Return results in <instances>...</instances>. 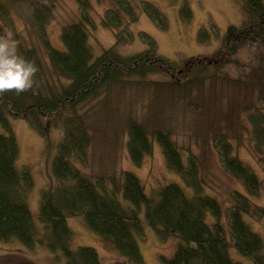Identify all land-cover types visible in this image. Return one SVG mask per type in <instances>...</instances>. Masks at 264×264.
Wrapping results in <instances>:
<instances>
[{
	"label": "trees",
	"instance_id": "16d2710c",
	"mask_svg": "<svg viewBox=\"0 0 264 264\" xmlns=\"http://www.w3.org/2000/svg\"><path fill=\"white\" fill-rule=\"evenodd\" d=\"M238 1L247 13V22L239 27L228 26L212 55L178 63L157 55L153 40L145 33L139 36L148 49L140 53L122 56L115 51L117 44L114 43L92 59L87 29L93 22L87 13L88 0H76L79 19L62 26L59 49L54 48L45 35L50 5L39 0H0V19L9 22L10 13L20 6L31 28L41 32V46L46 54L44 61L35 47L23 46L14 35L19 41V54L35 61L39 71L30 90L0 95L3 130L0 133V240L14 238L28 247L36 242L44 244L62 257L65 264H100L93 248H70L72 231L66 220L81 216L90 231L108 242L120 257L134 264H143L137 245L143 226L155 232L159 239L174 240L173 253L168 258L160 256L163 264H234L231 251L247 259L249 264H264V238L253 231L247 221V218L264 220V204L251 200L264 189V181L233 155L224 133H215L213 138L219 160L244 189V193L237 190L227 193L230 204L209 192V177L202 161L177 147L170 127L161 122L157 126L150 125L152 129L147 132V125L127 119L126 148L137 165L157 144L166 168L176 179L179 176L181 185L170 181L146 194L143 184L130 171L122 172L117 178L92 179L70 162L72 157L83 159L91 142L85 120L78 113L81 106L97 98L107 99L113 88L140 85L152 74L170 76L169 82L157 85L159 88L201 85L205 79L216 82L220 68L241 45H264L263 0ZM135 9L130 0H110L101 17V26L112 31L127 27L137 19ZM138 10L160 29L166 28V20L154 4L143 1ZM114 37L117 43H124L133 36L126 31L125 35L114 33ZM208 69L213 73L205 76ZM225 79L221 76V80ZM60 116L64 117L60 121L63 138L55 147L51 163L55 183L43 188L39 197L37 220L45 230L40 234L26 203L32 176L26 167L16 166L19 148L8 118L26 120L34 131L45 137L44 121L58 123ZM254 123L257 136L261 131L264 133L262 123L258 120Z\"/></svg>",
	"mask_w": 264,
	"mask_h": 264
},
{
	"label": "rangeland",
	"instance_id": "374dc122",
	"mask_svg": "<svg viewBox=\"0 0 264 264\" xmlns=\"http://www.w3.org/2000/svg\"><path fill=\"white\" fill-rule=\"evenodd\" d=\"M39 1L50 5L45 35L50 44L59 49L62 47L60 30L62 26L79 19V6L76 0ZM143 1L157 7L166 20L165 29H160L156 22L138 10V5ZM88 2L90 7L87 13L93 22L87 29L92 59L114 43L117 44L115 51L122 56L148 49L147 43L140 39V33L148 35L154 42L157 55L166 59L183 63L196 56L208 57L219 48L228 26H242L248 19L238 0H130L136 7V21L112 31L101 26V17L109 7L110 0ZM10 14L9 22L0 19V32L6 27L19 37L23 46L35 47L45 61L41 32L31 28L27 14L20 6ZM126 31L133 36L132 39L117 43L114 33L125 35ZM212 73V69H208L205 76ZM218 75L220 77L215 79L216 82L205 79L201 85L174 89L157 87L159 83L169 82V75L152 74L146 76L145 82L140 85L113 88L107 99L97 98L81 106L78 113L85 120L91 142L85 157L80 160L72 157L71 164L92 179L99 176L105 180L117 178L122 172L130 171L143 184L146 194L170 181L181 185L179 176L176 179L175 174L166 168L157 144L137 165L130 159L126 148L127 119L133 118L147 125V132L152 129L150 125L161 122L170 127V135L177 147L189 151L202 161L209 177L206 178L209 192L230 204L227 193L230 190L244 193V189L222 167L213 138L215 133H224L232 146L233 155L250 166L264 181V133L261 131V135L257 136V125L254 123V120H258L264 127V45H241L229 62L220 68ZM221 76L227 80H221ZM235 80L239 82L235 83ZM63 118L60 116L58 123L44 121L45 137L34 131L26 120L8 118L19 148L16 166L26 167L32 176L33 183L27 193L26 203L40 234L45 230L37 220L39 197L43 188L55 183L51 175V163L55 147L63 138L60 123ZM251 200L258 205L264 204V189ZM247 221L251 229L264 238V220L247 218ZM66 223L72 231L70 248H93L100 264H134L120 257L108 242L90 231L81 216L70 217ZM137 245L143 264H163L160 256L168 258L173 253L175 242L173 239H159L155 232L143 226L137 237ZM230 255L234 264H249L247 259L234 251ZM0 264L65 262L44 244L36 242L28 247L10 238L0 240Z\"/></svg>",
	"mask_w": 264,
	"mask_h": 264
},
{
	"label": "clouds",
	"instance_id": "9594fccd",
	"mask_svg": "<svg viewBox=\"0 0 264 264\" xmlns=\"http://www.w3.org/2000/svg\"><path fill=\"white\" fill-rule=\"evenodd\" d=\"M19 41L6 27L0 32V95L30 90L39 71L35 61L18 52Z\"/></svg>",
	"mask_w": 264,
	"mask_h": 264
}]
</instances>
